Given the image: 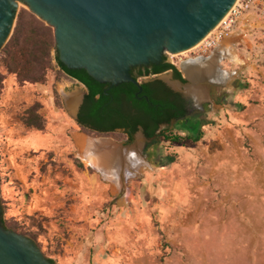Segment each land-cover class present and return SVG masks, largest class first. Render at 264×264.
Masks as SVG:
<instances>
[{"label":"rangeland","instance_id":"374dc122","mask_svg":"<svg viewBox=\"0 0 264 264\" xmlns=\"http://www.w3.org/2000/svg\"><path fill=\"white\" fill-rule=\"evenodd\" d=\"M248 14L244 36L262 53L264 0H257ZM20 16L32 21L31 37L42 36L29 39L37 41L29 57L16 55L12 61L5 56L11 37L0 52V200L5 226L35 239L57 264H264L260 73H241L246 107L235 116L207 107L203 123L193 124L202 126L199 141L171 125L166 134L183 138L157 137L145 152L147 140L139 131L131 140L121 131L100 134L78 124L80 101L72 107L68 97L78 95L80 100L86 87L59 68L54 28L22 2L14 28ZM236 37L224 40L220 48L231 46ZM252 46L246 62L257 66L264 58L256 56ZM244 48L239 45L238 52ZM198 51L169 54V59L182 69L179 62L196 57ZM28 60L32 64L23 67ZM237 63L245 66L241 58ZM34 75L42 80L28 78ZM33 116L34 124H28ZM80 135L110 138L122 147L142 144L143 161H126L121 186H114L84 162Z\"/></svg>","mask_w":264,"mask_h":264},{"label":"water","instance_id":"95a60500","mask_svg":"<svg viewBox=\"0 0 264 264\" xmlns=\"http://www.w3.org/2000/svg\"><path fill=\"white\" fill-rule=\"evenodd\" d=\"M237 1L0 0V52L13 33L22 2L54 28L56 49L67 68L85 69L100 83L109 84L106 94L131 82L139 95L142 81L132 75L133 68L158 65L167 53L195 47ZM3 211L0 200V264H57L35 239L6 228Z\"/></svg>","mask_w":264,"mask_h":264},{"label":"trees","instance_id":"16d2710c","mask_svg":"<svg viewBox=\"0 0 264 264\" xmlns=\"http://www.w3.org/2000/svg\"><path fill=\"white\" fill-rule=\"evenodd\" d=\"M32 25V21L24 20L21 16L18 17L14 32L3 51L6 57L13 61L17 58L16 55L21 57H29V55H32L34 50L33 45H37V41H31L29 39L35 37L39 40L42 36L41 34L36 33L34 37H31V35L34 34V28ZM24 30H26V34L25 39L22 40L21 36L23 35ZM46 43L47 48L49 49L50 40L46 39ZM55 58L62 72H64L68 77L83 84L88 90L83 106V112L85 113L84 119L86 122L90 124L92 123L95 126L97 125L98 128L101 126L99 124L108 123V126L104 127L105 129L103 130L125 128L127 130L126 134L131 140L133 138V134L138 130L139 126L144 128L147 137L164 136L166 139L171 141H178L183 138L179 135H172L171 133L166 134V130L162 131L159 135L156 133L161 123L169 122L172 117H178L183 113L174 114L171 109H169L171 104L153 97L147 89L148 83L142 84L144 92L139 95H137L139 88L131 82L115 86L108 91V94H106L105 89L109 86V84L100 83L95 78L90 76L85 69L74 70L67 68V66L60 60L58 50ZM36 62L37 61L35 59L34 64ZM27 63L32 64V61L28 60L22 66L24 67ZM160 68L163 70L173 68L176 75L183 79L181 72L173 64L166 63ZM132 75L138 78L142 76V73L140 72L137 75L132 72ZM28 78L34 82L42 80L40 79L41 77L37 75L29 76ZM145 93L149 95V100L145 98ZM140 97H142V99H140ZM245 107V105H240L241 110ZM27 122L28 124H34V116L29 118ZM193 124H186L180 128H191V132L187 138L192 139L193 141H199L203 136V132L201 127L196 128ZM166 159L170 163L174 161L172 156H167ZM3 224L5 226V220H3ZM5 227L7 228V226ZM51 260L54 261L53 259Z\"/></svg>","mask_w":264,"mask_h":264},{"label":"flooded vegetation","instance_id":"af4514ba","mask_svg":"<svg viewBox=\"0 0 264 264\" xmlns=\"http://www.w3.org/2000/svg\"><path fill=\"white\" fill-rule=\"evenodd\" d=\"M189 59L190 58L182 59L179 63H181L182 61L188 62ZM166 63L173 64L177 67L174 61H170L169 54L167 53L163 56V60L158 65L152 64L150 66H138L132 69L133 74L138 75V73L140 72L142 73V76L138 78L142 79V84L148 83L147 89L153 97L161 101H164L168 104H171V107L169 109H171V111L174 114L183 113L178 117H172L169 120V122L161 123L156 132L158 135L171 125H177L178 127H183L186 124L192 125L196 121H199L202 124L206 116V109L207 107H210V102H203L201 106L196 105L193 98H191L187 93L183 91L184 87L188 83V80L184 78L179 67L177 68L181 72L183 79L179 78L176 75L173 68H168L165 70L160 68L164 66ZM164 76H169V80H166ZM175 84L180 86L178 87ZM143 92H144V88L141 93ZM87 93L88 90L84 94L83 102L79 106L78 112L76 113V120L78 124L81 125V127H84L85 129L100 134L115 133L118 131L126 133L127 130L125 128H116L114 130H103L105 129L104 127L108 126V123L99 124L101 126L98 128L97 125L95 126L92 123L90 124L86 122V120L84 119L85 113L83 112V106L85 103V98ZM144 96L147 100H149V95H147V93H145ZM140 99H142V97H140ZM185 130L188 131V133L191 132L190 131L191 128H186ZM138 131H142L143 136L146 139L151 140L149 142H146L144 146V151L145 152L149 151L152 146L151 142L153 143V141H155L157 137L156 136L147 137L144 128L142 126H139L138 130L133 134V136Z\"/></svg>","mask_w":264,"mask_h":264},{"label":"bare ground","instance_id":"6f19581e","mask_svg":"<svg viewBox=\"0 0 264 264\" xmlns=\"http://www.w3.org/2000/svg\"><path fill=\"white\" fill-rule=\"evenodd\" d=\"M216 27L211 32H209L205 38H207L210 34H212L216 29ZM203 40L197 45L198 46L201 45ZM198 46H195L194 48ZM194 48H190L189 50L183 51L181 52V54H185L186 52L191 51ZM221 50L223 51V53L226 50L228 56L230 55L233 60L240 62L239 56L236 54L234 50L229 49L228 46L225 48L223 47ZM174 55L177 56L176 54H173V56ZM203 61L204 60L201 58L193 57L190 58L188 62L185 61L181 62V63L184 62L182 65V70L184 74L190 79V81H192V84H188L184 87V92L191 95L194 99L198 100L199 102L207 97V89L204 88L203 86L200 85L197 86V84L195 85L196 80H199L198 77H200L201 75L200 72L202 69H203L202 71L206 72L208 76H211L210 73L212 71V65L206 61L204 62ZM220 72L222 74V77L231 76L228 74L226 70L220 69ZM175 85L178 87L180 86L177 84ZM74 96L68 97L69 105H71L72 107H75L79 99L78 95H76L75 97ZM141 145L142 144H140V146ZM78 146L80 148L81 156L84 162L88 164V166H92L94 169L102 172L103 175L107 179H109L114 186H119V187L121 186V182L123 181V176H124V165L126 161L131 162L132 164L140 165V162L142 160L139 154L140 146L124 148L110 138H105V137L94 138L91 136L80 135L78 137Z\"/></svg>","mask_w":264,"mask_h":264},{"label":"crops","instance_id":"0c3cea01","mask_svg":"<svg viewBox=\"0 0 264 264\" xmlns=\"http://www.w3.org/2000/svg\"><path fill=\"white\" fill-rule=\"evenodd\" d=\"M242 35H243L242 31H239V30L235 31L231 35V37H235V36H237V37L233 38L234 40L231 43L232 45L231 46L224 45V44L223 45H224V48L228 46L229 49L236 51L238 53L239 57L241 58V60L245 61V63H244L245 66H241L242 63H237V61L233 60L230 55L228 56L226 53V50L223 53V51L221 50L223 47L220 48L222 45L215 48L207 56L200 57L201 59H203L204 61H206L212 65V72H211V76H208V74L206 72H203L202 71L203 69H202L200 72L202 76L199 74L200 75V77H198L199 80H196V83H195V85L197 84V86L200 85V86H203L204 88L207 89V97L204 100L198 102L196 99H194L191 95L188 94L191 98H193L196 105L201 106V104L203 102H210V107H212L213 109L218 108V109L223 110V111L226 110L228 113H230V114L233 113V115L235 116L236 111H242L240 109L241 104L246 106V104L241 100V94H244V92H245L244 86H246V84L244 86H243V84H241V82H244V81H242L243 79H242L241 73L246 71L247 69L248 70L255 69L261 75V78H262L260 81L261 84L262 85L264 84V61L262 60L261 64L257 65V66L255 63L254 64H250V63L247 64L246 61L250 57L249 54L253 55V52L247 53V49H248V46L251 47L252 45H254V42L251 39H249L250 37H246V36H244V35L242 36ZM250 41H252L253 44L249 43ZM239 45H244V47H245L242 52H240V51L238 52V46ZM252 49L254 51L256 48L253 47ZM254 52L256 53V56L261 55L260 57L264 58V50L263 49H262V53L260 50L257 51V49ZM220 69L226 70L228 72V74L231 76L222 77ZM180 70H181L184 78L188 80L187 84H189L191 82L190 79L184 74V72L182 71L181 68H180ZM208 92H209V94H208ZM261 92H263V90ZM215 111H214V113H215ZM217 111H219V110H217ZM249 111H251V110H249ZM142 137L145 140H147V142H148V139H146L143 136V134H142ZM31 146H34V143ZM123 147L129 148V147H125L124 145H123ZM100 174H102V173H100ZM110 183L112 184V182H110Z\"/></svg>","mask_w":264,"mask_h":264},{"label":"built area","instance_id":"2783aa9c","mask_svg":"<svg viewBox=\"0 0 264 264\" xmlns=\"http://www.w3.org/2000/svg\"><path fill=\"white\" fill-rule=\"evenodd\" d=\"M256 1L257 0H238L220 24H218L214 32L205 38L201 45L198 46L199 51L195 58L207 56L237 30L242 31L243 35H245L249 28L247 26L250 21L248 12Z\"/></svg>","mask_w":264,"mask_h":264}]
</instances>
